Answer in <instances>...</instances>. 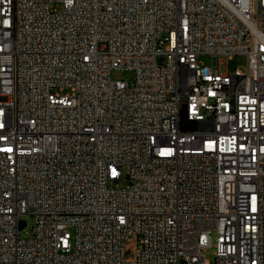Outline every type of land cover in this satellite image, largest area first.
<instances>
[{"label":"built area","instance_id":"2783aa9c","mask_svg":"<svg viewBox=\"0 0 264 264\" xmlns=\"http://www.w3.org/2000/svg\"><path fill=\"white\" fill-rule=\"evenodd\" d=\"M0 264H264V0H0Z\"/></svg>","mask_w":264,"mask_h":264},{"label":"rangeland","instance_id":"374dc122","mask_svg":"<svg viewBox=\"0 0 264 264\" xmlns=\"http://www.w3.org/2000/svg\"><path fill=\"white\" fill-rule=\"evenodd\" d=\"M200 61L204 63L207 66H211L214 63V59L210 56L204 55L201 56ZM247 65V57L238 55L234 56L232 59H228L225 57H222L217 62L216 69H218L222 74L226 73H233L237 68H240L241 70H245ZM134 76V72L129 69H123V70H114L111 73V79L113 81L117 80H123V81H130ZM126 184L125 178H123L120 182V187H124ZM112 186V185H110ZM21 219L26 222V227L20 232L21 237H29L32 235L33 227L35 225V216L33 215V211H30L28 214H25L21 217ZM70 232L73 237V244L75 243V229L71 228ZM215 248H210L207 250L206 255L208 259L214 263L215 261Z\"/></svg>","mask_w":264,"mask_h":264}]
</instances>
